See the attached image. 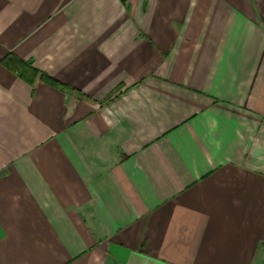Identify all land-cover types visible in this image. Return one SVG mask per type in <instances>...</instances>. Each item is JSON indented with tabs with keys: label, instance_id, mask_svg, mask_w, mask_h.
<instances>
[{
	"label": "crops",
	"instance_id": "0c3cea01",
	"mask_svg": "<svg viewBox=\"0 0 264 264\" xmlns=\"http://www.w3.org/2000/svg\"><path fill=\"white\" fill-rule=\"evenodd\" d=\"M0 264H264V0H0Z\"/></svg>",
	"mask_w": 264,
	"mask_h": 264
},
{
	"label": "trees",
	"instance_id": "16d2710c",
	"mask_svg": "<svg viewBox=\"0 0 264 264\" xmlns=\"http://www.w3.org/2000/svg\"><path fill=\"white\" fill-rule=\"evenodd\" d=\"M3 63L5 65H7V66L12 65L11 63L16 64L17 67L21 70V72L29 71L33 75L38 74L40 80H46V81H48L47 77L44 74H39L38 71H36L35 69H33L28 63H24V62H21L19 60L17 61L14 58H12L11 56L5 57L3 59Z\"/></svg>",
	"mask_w": 264,
	"mask_h": 264
}]
</instances>
